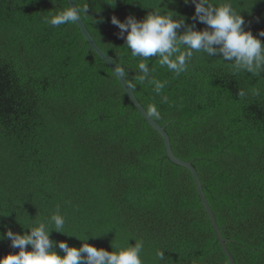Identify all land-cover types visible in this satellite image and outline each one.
Listing matches in <instances>:
<instances>
[{
    "label": "trees",
    "instance_id": "obj_1",
    "mask_svg": "<svg viewBox=\"0 0 264 264\" xmlns=\"http://www.w3.org/2000/svg\"><path fill=\"white\" fill-rule=\"evenodd\" d=\"M112 2L77 0L89 6L84 27L116 66L123 63L142 108L158 107L161 118L151 119L164 128L172 154L195 169L234 263L264 264V79L234 75L219 57L200 53L177 76L152 57V76L166 82L156 95L152 84L137 82L141 60L131 57L111 17L141 20L160 6L190 25L194 5ZM212 2L240 10L253 35L264 30V0ZM55 3L0 0V233H26L22 225L59 208L65 233L91 235L86 242L97 248L142 241L143 264H229L190 172L166 158L161 137L77 26L45 23L66 7ZM205 27L196 23V30ZM50 238L81 245L55 231ZM16 251L0 241V257Z\"/></svg>",
    "mask_w": 264,
    "mask_h": 264
},
{
    "label": "clouds",
    "instance_id": "obj_2",
    "mask_svg": "<svg viewBox=\"0 0 264 264\" xmlns=\"http://www.w3.org/2000/svg\"><path fill=\"white\" fill-rule=\"evenodd\" d=\"M115 2L113 0L111 6ZM52 3L56 5L55 0ZM63 3L66 7H59L57 11L49 10L51 15L45 19V23L52 27L78 25V22H82V16L88 15L87 4H78L77 0H72L71 5L68 0H63ZM183 3L194 5L190 25L172 11H161L160 6L151 9L141 20L131 15L123 22L115 16L111 17V23L119 29L117 35L124 40V46L131 57L141 60L137 65L138 83L152 84L155 94L161 95L166 82L158 81L152 76L149 58L155 57L161 67H166L179 76L187 70L195 53L219 57L232 69L234 75L247 72L251 77L264 79L261 76L264 73V43L260 39L264 38V30L259 31L258 35L245 30V20L240 15V10H236L228 2L217 5L212 0H183ZM100 22H103L102 18ZM197 22L206 27L196 30ZM105 59L111 63L110 57ZM113 71L117 79L124 81L127 78L123 63L113 66ZM238 95L244 97L246 93L239 91ZM161 102L167 103L168 98L161 96ZM146 116L160 119L161 112L155 104H151ZM18 223L22 225L19 221ZM65 224V217L57 208L56 213L46 219L35 221V226L22 225L28 229L26 233H16L6 228L0 233V241L9 240L11 248L18 251L0 257V264H143L142 241L135 242L134 245L127 243L124 247L111 244L112 251H107L87 243L91 235L81 238L66 234ZM51 231L77 238L81 241L80 247H70L65 241H54L50 238ZM56 247L62 254L54 250ZM157 259H165L163 250L157 253Z\"/></svg>",
    "mask_w": 264,
    "mask_h": 264
},
{
    "label": "water",
    "instance_id": "obj_3",
    "mask_svg": "<svg viewBox=\"0 0 264 264\" xmlns=\"http://www.w3.org/2000/svg\"><path fill=\"white\" fill-rule=\"evenodd\" d=\"M69 5H71L72 0H68ZM79 32L81 33L82 37L84 38V40L86 41V43L88 44L89 48L108 66V68L110 69V71L112 72V74L115 76L114 71H113V66H116L112 60L111 63H109V61L107 59H105L106 57H108L107 55H105L103 53V51L96 45V43L93 41V39L91 38V36L89 35V33L87 32L86 28L84 27V24L82 22H78V25H76ZM115 78L117 79V77L115 76ZM117 81L119 82V84L121 85L126 97L128 98V100L130 101V103L132 104V106L136 109V111L140 114V116L147 122V124L154 130L157 132V134L161 137L162 142H163V147H164V151H165V156L166 158L174 165L185 168L186 170H188L191 174L197 195L199 197V200L203 206L204 211L207 214L208 220L211 224V227L213 229L214 235L220 245V248L222 249L223 253L225 254L229 264H235L234 260L232 259V256L229 254L226 246H225V240L222 239L218 226L216 224L214 215L204 197L201 185L199 183V179L198 176L196 174L195 169L191 166L190 162H185L182 160H179L178 158H176L172 152H171V148H170V142H169V138L167 136V134L164 131V128L159 126L156 122H154L150 117L146 116V111L142 108V106L138 103V101L136 100V98L134 97L133 93L131 92L129 86L127 85V83L124 81H121L119 79H117Z\"/></svg>",
    "mask_w": 264,
    "mask_h": 264
}]
</instances>
